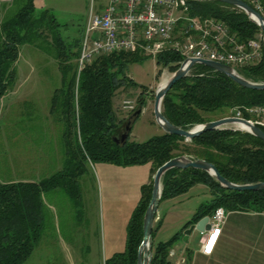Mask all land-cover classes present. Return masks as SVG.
Wrapping results in <instances>:
<instances>
[{"label": "trees", "instance_id": "trees-1", "mask_svg": "<svg viewBox=\"0 0 264 264\" xmlns=\"http://www.w3.org/2000/svg\"><path fill=\"white\" fill-rule=\"evenodd\" d=\"M244 1L254 8L248 0ZM35 12V0H27L16 15L0 24V101L15 81L21 48L27 44L40 48V41L50 43L52 49L45 51L53 54L62 75V85L52 98L51 114L56 115L64 126L65 161L62 171L38 183L0 182V264H25L34 253L45 228V193L64 189L80 205L79 179L85 174L88 161L120 167L152 166L151 181L141 187L140 201L128 224L126 248L106 260V264H138L154 176L168 161L180 156L206 160L235 184L264 182V141L248 132L222 128L206 132L192 141L164 132L143 143L131 141L130 136L125 144L117 143L114 138H119L117 134L126 119L117 116L114 99L122 89L133 84L130 66L152 57L140 50L118 52L98 56L80 70L82 39L75 45V50L74 45L64 41L61 25L50 10L40 16ZM188 12L192 17L225 22L241 43L256 39L262 33L244 11L218 1L189 0ZM155 60L159 78L165 69L175 73L184 57L174 50H167ZM238 72L251 81L264 82V57L259 65ZM145 103L142 97L137 110L130 112V116L138 110L143 111ZM260 104H264V90L243 87L227 75L197 64L166 94L162 110L171 123L191 130L197 125L227 118L235 107ZM162 184L161 202L186 194L199 184L209 189L212 199L197 209L182 232L167 242L156 244L154 241L153 264H169L170 251L184 238V231L205 216H212L219 207L229 211L264 212V190H229L203 170L171 169ZM156 231L157 227H154L153 237Z\"/></svg>", "mask_w": 264, "mask_h": 264}, {"label": "rangeland", "instance_id": "rangeland-1", "mask_svg": "<svg viewBox=\"0 0 264 264\" xmlns=\"http://www.w3.org/2000/svg\"><path fill=\"white\" fill-rule=\"evenodd\" d=\"M46 1L52 3L50 12L61 25L60 33L64 41L74 46L83 39L91 8L98 13L99 8L107 3V0ZM26 2L0 0V24L16 15ZM46 10L49 9L45 6L38 7L35 15L40 16ZM38 46L40 48L27 44L21 48L15 81L0 101L1 183H37L58 173L64 166V126L56 115L51 114L52 98L62 85V75L53 54L45 51L52 49L50 43L40 41ZM129 71L133 84L118 93L114 109L119 118L128 119L130 112L122 109L123 102L132 101L138 107L139 100L144 98L146 103L142 114L133 123L130 132L131 141L143 143L164 133L155 114L156 92L173 73L165 69L158 78L159 68L154 58L134 63ZM126 120L117 134L119 138L124 132ZM147 168L151 165L138 166L129 171L124 167L88 161L87 170L79 179L80 205L64 189L45 194L44 201L48 206L44 213L43 238L48 240L45 245L50 250L43 254L34 251L25 264H69L75 247L80 248L83 256L74 258L76 264H104L103 242L109 224L125 219L128 190H138L140 199ZM206 192L208 188L199 184L181 197L183 202L164 200L161 207H173L174 204L175 210L185 208L180 213L190 219L201 204L211 199L210 193ZM50 205L54 206V211ZM171 229L164 230L163 236H170Z\"/></svg>", "mask_w": 264, "mask_h": 264}, {"label": "built area", "instance_id": "built-area-1", "mask_svg": "<svg viewBox=\"0 0 264 264\" xmlns=\"http://www.w3.org/2000/svg\"><path fill=\"white\" fill-rule=\"evenodd\" d=\"M188 1L109 0L101 13L91 8L81 44L80 70L98 56L139 50L154 59L167 50H174L184 57L182 64L191 58L207 59L229 65L237 72L262 62L263 32L256 39L241 43L225 22L190 16ZM248 1L264 16L263 0ZM137 108L132 101L123 102L124 111L134 112ZM227 118L246 120L263 130L264 104L235 107ZM242 127L233 124L225 128L247 132ZM228 215L226 208L219 207L209 216L211 230L204 235L202 244L205 255L213 253Z\"/></svg>", "mask_w": 264, "mask_h": 264}, {"label": "crops", "instance_id": "crops-1", "mask_svg": "<svg viewBox=\"0 0 264 264\" xmlns=\"http://www.w3.org/2000/svg\"><path fill=\"white\" fill-rule=\"evenodd\" d=\"M69 1L72 2L73 0ZM108 1L109 0H107V3L105 5L99 8V13L105 10ZM48 2L46 0H35V6L36 8L45 6L47 7V9L51 10L52 3ZM120 119L124 120L127 118ZM148 165H144L143 167H146ZM112 166L120 167L115 165ZM136 167L138 166L124 168L131 171ZM151 168H147V172H145V181L141 186H143L144 184H148L151 181ZM59 170L62 171L63 169ZM188 193L168 200H179L181 203L184 201L180 200L181 197L186 196ZM209 193L210 192L208 189V192H206V194ZM125 199L127 204L125 219H123V222H110L107 235L105 233L103 251L104 259L106 260L113 257L116 253L123 252L126 248L128 224L135 208L140 201V199H138V190H128V196ZM44 204L46 209L48 205L45 201ZM50 208L52 211H54L55 209L53 205H50ZM174 208V204L173 207L166 205L162 208L160 203L157 214V217H159L160 219L156 220L154 225V227H157V231L155 232L154 237V241L156 244L167 242L177 233L182 232L185 225L192 219L197 211L196 210L193 213L192 217L188 219L187 217H183V215H181L180 213L184 211L185 208L184 210L183 208L177 210H175ZM168 227L169 229L172 228L170 231L171 235L168 237H164L162 233L164 230L168 229ZM183 236L185 237L184 233ZM204 238L205 236L200 234L199 232H194L191 236H189L188 241H184V238H182L171 249V251H174L175 254L172 255L170 251L168 258L169 264H264V212L229 211L227 221L223 226L215 249L211 255H205L202 252V244ZM47 241L44 240L42 234L40 241L35 248V251H39L41 254L48 252L50 249H48L45 245L48 243ZM82 257L83 256L80 254V248L75 247L73 255H71L72 259L69 264H76L74 258L80 259Z\"/></svg>", "mask_w": 264, "mask_h": 264}, {"label": "water", "instance_id": "water-1", "mask_svg": "<svg viewBox=\"0 0 264 264\" xmlns=\"http://www.w3.org/2000/svg\"><path fill=\"white\" fill-rule=\"evenodd\" d=\"M218 1L224 4H228L234 6L242 11H244L252 20L255 22L262 32L264 33V16L257 12L251 5H249L244 0H213ZM197 64H203L209 66L216 71L223 73L234 80L239 85L253 89V90H264V82H254L251 81L244 76L240 75L233 67L222 64L219 62L207 60V59H196L191 58L185 60L182 66L173 73L172 77L168 80V82L164 86H159L156 92V101H155V114L158 121V124L162 127L165 133L173 134L181 137H185L186 141H192L196 137L218 129L225 128L229 125L233 124H240L247 128V132L256 136L257 138L264 141V131L251 124L246 120L234 119V118H223L221 120L212 121L206 124L197 125L191 130H184L169 121V119L164 115L162 110L163 100L166 94L171 90V88L180 80L185 78L189 75L192 68ZM142 113L141 110H138L132 116H130L124 132L120 136V138L115 137V141L119 144H125L130 136V132L132 129V123L134 118H137ZM179 168V169H188L193 168L197 170H203L208 172L211 176H213L222 187L229 189V190H237V191H260L264 190V182L257 183V184H246V185H239L229 181L225 178L218 170V168L206 161V160H193L187 156H180L174 158L163 166H161L154 176V186H153V193L152 198L149 203L148 209L146 211L143 223V242L139 249L138 254V264H153V246H154V225L156 221V217L158 214L159 206L162 199V192H163V184L162 180L165 174L170 171L171 169ZM211 230L210 225V217L205 216L202 218L198 223L193 224L185 230L184 232V241H188L189 236H191L194 232H199L202 235H205L208 231Z\"/></svg>", "mask_w": 264, "mask_h": 264}, {"label": "bare ground", "instance_id": "bare-ground-1", "mask_svg": "<svg viewBox=\"0 0 264 264\" xmlns=\"http://www.w3.org/2000/svg\"><path fill=\"white\" fill-rule=\"evenodd\" d=\"M168 80H169V79H168ZM168 80H167V81H164V83H162L161 86H164V85L168 82ZM243 127L246 128L245 126H243ZM243 127H242V128H243Z\"/></svg>", "mask_w": 264, "mask_h": 264}]
</instances>
